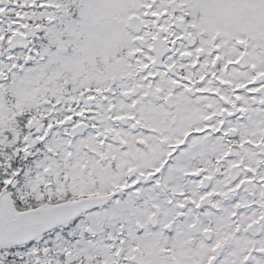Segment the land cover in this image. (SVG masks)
Segmentation results:
<instances>
[{"label": "flooded vegetation", "instance_id": "obj_1", "mask_svg": "<svg viewBox=\"0 0 264 264\" xmlns=\"http://www.w3.org/2000/svg\"><path fill=\"white\" fill-rule=\"evenodd\" d=\"M205 1L142 2L141 31H129L138 45L120 50L133 71L124 77L113 56L95 54L90 66L61 42L88 71L77 84L64 79L59 104L40 80L51 67L53 8L0 0V61L16 80L43 66L15 97L0 92V115L11 108L0 121V196L17 213L80 210L2 246L0 264H264V15L253 18L252 0H241L240 21L251 20L235 34L208 21L216 11L194 10ZM223 1L210 0L209 11ZM157 4L164 10L153 12ZM68 24L58 26L64 36ZM59 233L62 251L42 248ZM90 243L106 246L84 249Z\"/></svg>", "mask_w": 264, "mask_h": 264}, {"label": "rangeland", "instance_id": "obj_2", "mask_svg": "<svg viewBox=\"0 0 264 264\" xmlns=\"http://www.w3.org/2000/svg\"><path fill=\"white\" fill-rule=\"evenodd\" d=\"M209 1L210 0L202 2L200 5L196 6L194 10L196 11L200 8L202 11L206 12V16L208 13L216 11V21L213 22L215 17H212L208 20L212 23L214 27L218 26L215 24L219 21H225L228 30L235 34L241 33L242 31L246 30V26L249 25V23L247 22H249L251 18L247 17V21L243 23L240 21V19H242L240 17L244 15L245 10H248V8H245L247 1L245 3H240L241 0H226L223 1V8L217 9L216 5V7L212 11H209V8L213 6ZM142 2L147 3L149 2V0H46V6L52 7L54 11L53 14H47L49 17H52L48 21L50 29L49 34L47 36V38L50 39L51 45V51L49 54L51 60V62L49 63L51 64V67L47 68V70H49L48 73L40 75V80L46 82L48 92H53L52 96L56 98V103L60 104V101H62L60 91L62 90L63 82H65L64 79L69 82L71 81L74 84H77V77L81 73H84L85 70L88 71L87 69L83 70V68L81 67L79 63V60L81 59H78L75 55L68 56L65 51L61 49V42H70L73 45L72 52L77 55L80 53V56L83 57L84 60L89 59L88 62L90 66H95L94 60L91 59V56L95 54L99 56L100 62H102V60L104 59L105 63L109 61L108 58L113 56L115 60L113 61L114 65H112L111 68L112 70L114 68H117V74L119 77H124L129 73L133 72L131 68H129L130 66L128 62L120 54V50L123 47L133 48V46L138 45L137 42L132 41V39H130V32L128 28L129 24L128 22H124V20L126 16H132L131 14L141 15ZM255 3H257L259 6H256ZM77 5L78 17L75 20L76 17L73 16L72 8ZM59 6H62L61 10L56 12V7ZM164 7L165 6L162 4L154 5L153 12H159L161 10H164ZM251 7L254 8V10L250 11L253 18H257L262 14L264 15V0H252ZM66 10H68V16H66ZM32 17L34 19L40 18V16L37 14H34ZM67 21L69 22L68 25L70 33L68 34V36H64L63 34H61V28H58V26L66 25ZM75 28H79L78 32L75 31ZM55 45L56 47L54 48ZM227 45H229V42L227 43ZM4 61L9 64H6V66L7 68L9 67L11 70H7V73L10 77L5 82V84L0 85V92H8V94H11L14 97L16 96V94L18 95L20 93V90L27 89L30 86L29 77H31L32 74H40V70L43 69V66L39 64L37 65L36 69L22 70L23 78L21 80H16L17 76L13 72V65L11 62L2 59V61H0V68H2L1 65L4 63ZM72 68H77V71L72 73V77L69 78L65 74L67 71H71ZM58 81H60V83ZM121 87L124 88V85H122ZM38 88L41 89L42 86ZM0 101L3 102V98H1ZM1 102L0 104L2 105ZM10 111L11 108H8L7 106L6 110L3 111L0 115V121L3 118L7 117V115L10 114ZM60 235V233L55 234V236H53L54 238L49 237L45 239V241L43 240V243H40L44 246L42 248L53 244L57 248L61 249L60 251H62V246L60 243L61 237H59ZM105 246L106 244L102 245L90 243L86 244V248L84 249L97 250ZM154 247L157 248V245ZM156 252L158 251H154V253ZM38 253L40 252L38 251ZM24 254L29 255V253ZM4 257L8 258L13 256L10 255Z\"/></svg>", "mask_w": 264, "mask_h": 264}, {"label": "water", "instance_id": "obj_3", "mask_svg": "<svg viewBox=\"0 0 264 264\" xmlns=\"http://www.w3.org/2000/svg\"><path fill=\"white\" fill-rule=\"evenodd\" d=\"M129 29L140 33L139 18L133 16L129 22ZM80 210L75 204H65L45 207L17 213L12 203L0 196V248L13 244H23L33 240L45 232L62 226L74 219Z\"/></svg>", "mask_w": 264, "mask_h": 264}]
</instances>
